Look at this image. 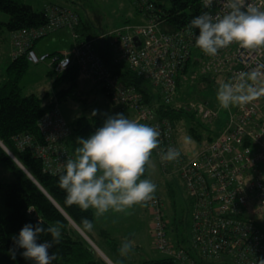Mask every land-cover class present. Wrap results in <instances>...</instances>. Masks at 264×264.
<instances>
[{
    "label": "built area",
    "instance_id": "built-area-1",
    "mask_svg": "<svg viewBox=\"0 0 264 264\" xmlns=\"http://www.w3.org/2000/svg\"><path fill=\"white\" fill-rule=\"evenodd\" d=\"M264 10V0H247ZM138 10L147 15L143 23L126 25L99 36L96 40H80L75 32L79 16L61 5L45 8L46 23L36 28H24L10 34L11 58L26 57L30 65L48 62L55 76L63 75L72 66L80 79L91 80L104 88L110 103L118 113L130 112L135 121L156 127L161 135L153 156L166 176H177L189 201L191 247L177 246L169 237L166 205L161 197L144 203L151 217L150 233L153 250L173 264H257L264 259V97L242 107L227 110L206 103L187 102L186 110L197 111L206 125L222 126L212 140L203 142L192 157L186 156L177 144L173 125L143 102L134 88L121 84L105 69L96 50L99 40L108 39L116 62L125 63L138 76L156 88L166 104L175 101L176 76L192 57L195 36L189 29L164 33L159 27L155 5L150 0H135ZM205 11L213 15L226 9L222 0H212ZM143 14V16H144ZM66 30L75 43L65 53L44 54L35 49L37 42ZM264 59V52H250L236 44L218 50L209 57L203 53L199 72L209 74L217 82H227L236 73L248 71ZM185 78V77H183ZM186 79V78H185ZM220 83V82H219ZM42 143L30 135H18L12 141L20 150H30L41 162L42 171L58 175L63 164L73 157L67 147L71 135L69 123L58 106L39 120ZM171 147L180 152L178 160H161V154ZM27 264H31L27 261Z\"/></svg>",
    "mask_w": 264,
    "mask_h": 264
},
{
    "label": "trees",
    "instance_id": "trees-1",
    "mask_svg": "<svg viewBox=\"0 0 264 264\" xmlns=\"http://www.w3.org/2000/svg\"><path fill=\"white\" fill-rule=\"evenodd\" d=\"M134 1L132 0V2ZM150 1L155 5L159 27L164 33H175L189 29L188 25L191 19L205 12L202 0ZM134 7L137 14L143 16L144 13L138 10L135 5ZM45 8L46 6L37 10L30 5L14 0H0V12L9 17L7 22H0V42L7 36L9 37L14 31L44 25L46 23ZM77 15L79 16V24L75 32L79 35L80 40H96L99 36L108 33L96 31L91 21L84 19L78 13ZM146 16L144 14L143 17L145 18ZM6 33L7 36L5 37ZM95 47L105 69L112 77L118 79L121 84L134 88L141 94L143 102L156 115L170 119L176 137L179 129L184 126L192 140L199 144L212 141L219 134L222 126L212 125V127L207 128L208 125L201 122L197 111L186 110V104L189 102H184L188 98L185 95L187 92L190 93L191 91L198 90L217 93L218 87L222 83V81H219L220 83L217 82L209 74L199 72L203 52L196 46L191 59L176 76L177 95L175 101L170 104H166L160 92L152 87L148 81L133 72L125 63L116 62L113 47L107 38L99 40ZM56 54L59 53H53V55ZM30 66L25 56L17 60H11L6 69L5 80L0 84V142L15 156L44 192L16 165L0 146V163L5 165L15 177L12 182H0V193L3 195V204L8 209L4 215L0 212V264H27V260L20 254L22 250L15 247L13 237L18 235L25 224L35 225L38 221L42 222L45 227L54 224L56 221H60L63 225L60 242L53 243V246L49 250L50 254L54 253L56 256L52 264H107L91 245L83 239L56 205L72 222L75 221V225H78L82 218H88L94 225L93 212L91 210L81 211L75 205H66L65 192L58 185V179L61 174H44L41 162L33 157L31 151L28 149L24 151L18 150L12 141L15 136L30 135L35 143L43 142V137L38 127L40 118L53 107H59L62 102L80 100L78 97L80 88L79 70L76 66H72L63 75L55 76L51 72L50 74L55 76L52 82L53 94H47L43 98H39L35 95H22L20 81L26 75ZM94 85L98 86L97 84ZM99 88L102 93L107 95L104 88ZM205 103L214 106L218 102L210 103L205 101ZM122 114L131 113L124 112ZM132 116L135 119V116ZM103 122L104 118L97 116H81L72 121L69 124L71 135L67 142L69 151L74 155L75 149L79 146L76 143L77 138H88ZM146 171L147 166L145 165L142 178H145ZM182 187L185 192L183 185ZM167 196V201L171 209H173L171 215L167 213L168 207L165 199H162L166 205L165 217L169 220V233L173 234L172 241L177 246L190 249V233L182 234L180 231V227L185 222V214L190 215L189 201L186 197V209H184L182 214H177L179 204L173 183H167ZM82 232L113 264H135L120 255L119 241L111 238L107 231L99 233L101 240L105 243L104 247L92 237L91 232ZM46 240H51V236L41 234L38 243L45 242ZM13 253L15 254V259L12 258ZM140 264L173 263L170 259L161 256L154 260L143 261ZM197 264L205 263L198 261Z\"/></svg>",
    "mask_w": 264,
    "mask_h": 264
},
{
    "label": "clouds",
    "instance_id": "clouds-1",
    "mask_svg": "<svg viewBox=\"0 0 264 264\" xmlns=\"http://www.w3.org/2000/svg\"><path fill=\"white\" fill-rule=\"evenodd\" d=\"M225 11L219 15L202 12L191 19L188 28L195 36V46L209 57L218 50L236 44L250 52H264V10L247 0H222ZM212 0H205L211 7ZM264 97V59H260L248 71L236 73L234 78L220 83L216 100L222 109L242 107ZM92 116L97 115L93 110ZM161 133L156 127L142 124L118 113L108 116L88 138L78 137L79 145L72 158L63 164L58 179L65 192V204L75 205L81 211L94 210L97 217L111 210L123 213L134 205L153 200L156 185L149 179H140L145 165L149 164L153 150L160 144ZM185 145L193 144L190 136L183 138ZM180 152L169 147L161 154V160H178ZM75 223V221H73ZM80 231L91 232L93 222L82 218L76 225ZM63 225L56 221L47 227L42 222L25 224L13 237L14 245L22 250L21 256L31 264H52L55 254L49 250L59 243ZM41 234L51 240L38 243ZM133 242L125 239L119 253L126 256ZM11 251V250H10ZM12 258L15 259L13 253ZM257 264H264V259Z\"/></svg>",
    "mask_w": 264,
    "mask_h": 264
},
{
    "label": "rangeland",
    "instance_id": "rangeland-1",
    "mask_svg": "<svg viewBox=\"0 0 264 264\" xmlns=\"http://www.w3.org/2000/svg\"><path fill=\"white\" fill-rule=\"evenodd\" d=\"M14 1L30 5L37 10L48 5H61L68 7L76 11L84 19L91 21L95 30L100 33L110 32L115 29L122 28L126 25L141 24L138 20H142V18H144L142 15L139 16V14H137L132 0ZM8 19L9 17L6 14L0 12V22H7ZM6 36L7 33L5 34V37ZM5 39L1 40L0 42V84L3 80H5L6 69L9 66L10 60H12L10 36H7ZM41 42V44L48 46L46 51H48L49 49L52 51H59L72 47V42H69V40H65L63 41V43H61L60 40H58L57 38L53 39L52 36L41 40ZM46 65H48V62L40 65L30 66L26 75L20 81V87L22 89L23 96L35 95L39 98H43L47 94H53L52 82L55 76L49 73ZM90 88H92V86L90 87L87 85H80L78 92V97L80 98V100L66 101L62 102L59 105L60 111L69 124L81 116L91 117V113L93 112V110L97 111L96 116L106 117L113 116L117 112L113 105L110 103L109 97L102 93L100 88L97 89L96 86L92 88V90ZM185 95L188 98L184 100V102L189 101L205 103V101H208L210 103H215L217 101L216 93L194 90L190 93L187 92ZM209 127H212V125L207 126V128ZM185 136L189 135L184 126L183 128L181 127L179 129V132L177 134V144L186 156L192 157L200 150L201 145L196 143L194 140L193 144L185 145L183 143V138ZM146 166V176L145 178L140 177V179H149L156 185V191L153 196L165 199L168 207L167 213H169L170 215L172 214L173 209H171L169 202L167 201L168 196L166 183H173L174 189L176 191V198L179 204L177 214H182L184 209H186V196L179 178L177 176L169 177L164 175L160 170L153 154L150 157L149 164H147ZM14 179L15 177L11 173V171L5 165L0 163V182H12ZM7 211L8 209L5 208L3 204V195L2 193H0V212L4 215L7 213ZM185 216V222L180 227V231L182 234H189V216L187 213L185 214ZM120 219L122 222L119 226V229L121 230V233L119 234H122V239L120 242L123 243L127 238V240L133 242L132 247L138 248V250H133L132 253H128L126 256H122L123 258H127L135 264H140L143 261L154 260L160 257V255L157 254L152 247V239L150 233L151 217L149 215L147 207L144 204L134 205L131 209H127L125 212L120 213ZM169 237L173 239V234L169 233ZM98 255L100 256V253ZM107 264L109 263L107 262Z\"/></svg>",
    "mask_w": 264,
    "mask_h": 264
},
{
    "label": "crops",
    "instance_id": "crops-1",
    "mask_svg": "<svg viewBox=\"0 0 264 264\" xmlns=\"http://www.w3.org/2000/svg\"><path fill=\"white\" fill-rule=\"evenodd\" d=\"M140 21V23H142L143 19L141 20H138ZM52 38H57L58 40L61 41V43H63V41L65 40H69V42H72V47L69 48V49H62V50H59V51H52V50H47L48 46H45L43 44H41L42 42H38L36 45H35V49L38 53H44V54H53V53H65V52H69L71 51L73 48H74V41L71 37V34L66 31V30H63V31H59L57 33H55L54 35H51ZM11 47V46H10ZM9 56H10V52H9ZM11 62V60H10ZM9 62V64H10ZM46 68L48 69L49 73H51V68L49 65H46ZM80 85H84V86H92V88L95 87V85L93 84V82L91 80H86V79H81L80 81ZM92 88H90L92 90ZM97 89H99V87L96 86ZM118 114L117 112L115 113V115ZM97 117H101V118H104L106 119L107 117L106 116H97ZM126 118L130 119V120H134V117L132 116V114H126L125 115ZM103 124V123H102ZM102 124H100L99 127L102 126ZM98 127V128H99ZM153 154V153H152ZM166 187H167V183H166ZM93 212V215H94V228L93 230L91 231V235L92 237H94L102 247L105 246V243H103V241L101 240L100 236H99V233L101 231H107L111 238L119 241V246L121 247L122 243L120 242L121 239H122V234H119L121 233V230L119 229V226L121 225V219H120V213H114L112 212L111 210H109V212L105 213L103 216H100V217H97L95 216L94 214V210L92 209H89ZM106 248V247H105ZM135 251V250H138V248H134L132 247V249L129 251V253H132V251ZM161 257V256H160Z\"/></svg>",
    "mask_w": 264,
    "mask_h": 264
},
{
    "label": "water",
    "instance_id": "water-1",
    "mask_svg": "<svg viewBox=\"0 0 264 264\" xmlns=\"http://www.w3.org/2000/svg\"><path fill=\"white\" fill-rule=\"evenodd\" d=\"M0 146L4 149V151L9 155V157L16 163V165L23 171L25 172L30 179L36 183V185L42 190V188L37 184V182L31 177V175L25 170V168L19 163V161L15 158V156L0 142ZM43 191V190H42ZM44 192V191H43ZM55 204V203H54ZM56 205V204H55ZM56 207L60 210V212L69 220V222L73 225V227L80 233L82 237L91 245V247L99 254L102 252L90 241V239L82 232L80 231L77 226L72 222L70 218L56 205ZM100 257L107 263V258H104L103 256ZM103 255V254H102Z\"/></svg>",
    "mask_w": 264,
    "mask_h": 264
},
{
    "label": "bare ground",
    "instance_id": "bare-ground-1",
    "mask_svg": "<svg viewBox=\"0 0 264 264\" xmlns=\"http://www.w3.org/2000/svg\"><path fill=\"white\" fill-rule=\"evenodd\" d=\"M100 254H101V253H100ZM102 254H103V253H102ZM102 254H101V256L104 257L105 255H104V254L102 255ZM104 258H107V257L105 256ZM107 261H108L109 264H112L108 259H107ZM114 264H115V263H114Z\"/></svg>",
    "mask_w": 264,
    "mask_h": 264
}]
</instances>
